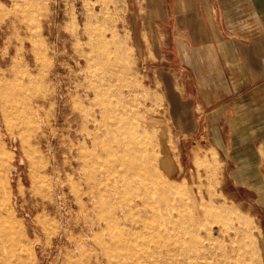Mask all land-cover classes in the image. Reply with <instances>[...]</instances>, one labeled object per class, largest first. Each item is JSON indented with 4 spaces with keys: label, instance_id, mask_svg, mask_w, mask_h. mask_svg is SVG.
<instances>
[{
    "label": "rangeland",
    "instance_id": "rangeland-1",
    "mask_svg": "<svg viewBox=\"0 0 264 264\" xmlns=\"http://www.w3.org/2000/svg\"><path fill=\"white\" fill-rule=\"evenodd\" d=\"M132 13L0 0V264H264L258 226L205 204L191 157L152 126L166 103Z\"/></svg>",
    "mask_w": 264,
    "mask_h": 264
},
{
    "label": "crops",
    "instance_id": "crops-1",
    "mask_svg": "<svg viewBox=\"0 0 264 264\" xmlns=\"http://www.w3.org/2000/svg\"><path fill=\"white\" fill-rule=\"evenodd\" d=\"M126 1L166 103L152 126L264 237V0Z\"/></svg>",
    "mask_w": 264,
    "mask_h": 264
},
{
    "label": "water",
    "instance_id": "water-1",
    "mask_svg": "<svg viewBox=\"0 0 264 264\" xmlns=\"http://www.w3.org/2000/svg\"><path fill=\"white\" fill-rule=\"evenodd\" d=\"M187 164L189 166L190 172L193 175L194 183L199 188V195L203 198V202L209 207H221L223 205L222 200L220 199V194L216 193V199L211 198V194L214 193L213 189L210 188L209 182L206 178V174L203 169L197 168L192 160H188ZM201 178V179H200ZM235 228L238 229V225H235ZM200 234L204 239H208V232L205 229L200 230ZM235 236L233 231H226L222 225H214L211 227V237L214 240H223L226 245V249L230 250V240ZM206 247L209 245L206 244Z\"/></svg>",
    "mask_w": 264,
    "mask_h": 264
},
{
    "label": "bare ground",
    "instance_id": "bare-ground-1",
    "mask_svg": "<svg viewBox=\"0 0 264 264\" xmlns=\"http://www.w3.org/2000/svg\"><path fill=\"white\" fill-rule=\"evenodd\" d=\"M36 4V3H35ZM40 9V8H39ZM42 10V9H41ZM32 11V10H31Z\"/></svg>",
    "mask_w": 264,
    "mask_h": 264
}]
</instances>
